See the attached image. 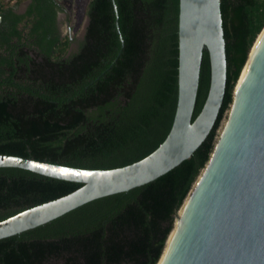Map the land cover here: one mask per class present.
<instances>
[{
    "label": "trees",
    "instance_id": "1",
    "mask_svg": "<svg viewBox=\"0 0 264 264\" xmlns=\"http://www.w3.org/2000/svg\"><path fill=\"white\" fill-rule=\"evenodd\" d=\"M0 0V153L86 168H114L154 152L179 103L181 0H92L77 51L62 36L57 0L21 13ZM228 85L217 124L192 157L135 187L92 200L0 239V264H157L177 214L209 161L249 53L264 28V0H222ZM204 50L194 119L211 86ZM83 183L0 167V221Z\"/></svg>",
    "mask_w": 264,
    "mask_h": 264
},
{
    "label": "water",
    "instance_id": "2",
    "mask_svg": "<svg viewBox=\"0 0 264 264\" xmlns=\"http://www.w3.org/2000/svg\"><path fill=\"white\" fill-rule=\"evenodd\" d=\"M31 1H26V7ZM113 2L122 37L119 8ZM89 23L90 16L87 27ZM179 40L175 122L166 140L148 156L120 167L86 168L0 153V167H22L83 183L66 195L1 220L0 239L46 224L97 198L147 184L192 157L215 128L227 92L222 0H181ZM205 47L211 56V86L194 119ZM216 146L217 142L203 169L212 162ZM201 174L177 214L161 258L188 199L187 217L166 264H264V40L239 92L227 135L202 184L196 187Z\"/></svg>",
    "mask_w": 264,
    "mask_h": 264
},
{
    "label": "bare ground",
    "instance_id": "3",
    "mask_svg": "<svg viewBox=\"0 0 264 264\" xmlns=\"http://www.w3.org/2000/svg\"><path fill=\"white\" fill-rule=\"evenodd\" d=\"M264 40V31L262 33H260V36L254 46V48L252 49L251 51V54L249 56V59L246 63V65L244 66L243 70H242V73L238 79V82L236 84V87H235V90H234V95H235V102L232 106V109H231V114H230V118L224 122V126L222 127V131L218 137V140H217V146H216V151L214 153V156H213V160L212 162L209 164V167L208 168H205L202 170V174H201V177L199 178L198 182H196V187L197 185H201L206 174L208 173V171L210 170L216 156H217V153L227 135V132L229 130V127L231 125V122H232V117H233V113H234V109H235V105H236V101H237V98H238V95H239V92L241 91L244 83H245V80L247 78V75H248V72H249V69H250V66L260 48V45L262 44ZM189 205H190V200H186V203L184 205V207L182 208V211H181V218L178 219L177 223H176V226L174 228V231L172 233V235L170 236L169 240H168V244H167V247H166V251L163 255V257L161 258V260L159 261L158 264H166L168 258H169V255L180 235L179 231H180V228H182L184 222H185V219L187 217V214H188V208H189Z\"/></svg>",
    "mask_w": 264,
    "mask_h": 264
},
{
    "label": "rangeland",
    "instance_id": "4",
    "mask_svg": "<svg viewBox=\"0 0 264 264\" xmlns=\"http://www.w3.org/2000/svg\"><path fill=\"white\" fill-rule=\"evenodd\" d=\"M26 1L23 0L20 2L21 8L26 6ZM92 0H63V4L67 9V14H64V17L61 19L62 23V28L63 31L66 33L69 28V21H72V34L74 37H79V40L76 41L75 43H71V46L68 50V54H71L74 51H77L80 47V42L84 39L85 33H86V28H87V21L89 18V9H90V3ZM8 2L10 4H15L12 3V1ZM232 104L231 103L230 107L228 110L225 112L224 118L221 122L220 127L217 130V136H216V141L215 144L218 140V137L222 131V127L224 126V122L227 121L230 118L231 114V109H232Z\"/></svg>",
    "mask_w": 264,
    "mask_h": 264
},
{
    "label": "flooded vegetation",
    "instance_id": "5",
    "mask_svg": "<svg viewBox=\"0 0 264 264\" xmlns=\"http://www.w3.org/2000/svg\"><path fill=\"white\" fill-rule=\"evenodd\" d=\"M57 2L59 3V12H58L59 29H60V31L62 33V36H67V35L70 36V38L72 39V44H73V43H75L76 41L79 40V37L78 38L77 37H74L73 34H72V21H69L68 31L66 33L63 31L61 19H62V17H64V14H67V9H66V7L63 4V0H57ZM15 4H13V5H15ZM28 6H29V4H28ZM28 6L27 7L25 6L26 8L23 11H22V8H21V5L20 4L16 5L15 7H16V9H17L18 12L24 13V12H26ZM85 35H86V33H85Z\"/></svg>",
    "mask_w": 264,
    "mask_h": 264
},
{
    "label": "built area",
    "instance_id": "6",
    "mask_svg": "<svg viewBox=\"0 0 264 264\" xmlns=\"http://www.w3.org/2000/svg\"><path fill=\"white\" fill-rule=\"evenodd\" d=\"M12 1V3H17L19 0H9Z\"/></svg>",
    "mask_w": 264,
    "mask_h": 264
}]
</instances>
